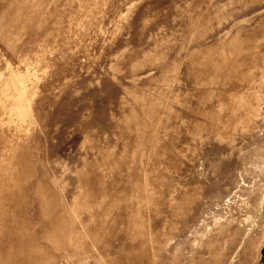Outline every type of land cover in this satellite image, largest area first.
Segmentation results:
<instances>
[{
    "label": "rangeland",
    "instance_id": "1",
    "mask_svg": "<svg viewBox=\"0 0 264 264\" xmlns=\"http://www.w3.org/2000/svg\"><path fill=\"white\" fill-rule=\"evenodd\" d=\"M264 0H0V264H264Z\"/></svg>",
    "mask_w": 264,
    "mask_h": 264
},
{
    "label": "water",
    "instance_id": "2",
    "mask_svg": "<svg viewBox=\"0 0 264 264\" xmlns=\"http://www.w3.org/2000/svg\"><path fill=\"white\" fill-rule=\"evenodd\" d=\"M262 255L264 256V251H263Z\"/></svg>",
    "mask_w": 264,
    "mask_h": 264
}]
</instances>
